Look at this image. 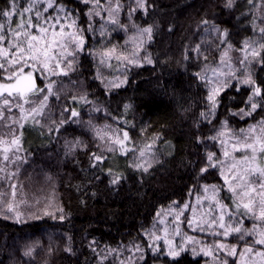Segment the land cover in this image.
Instances as JSON below:
<instances>
[{"label": "trees", "instance_id": "16d2710c", "mask_svg": "<svg viewBox=\"0 0 264 264\" xmlns=\"http://www.w3.org/2000/svg\"><path fill=\"white\" fill-rule=\"evenodd\" d=\"M22 2L26 7L27 0ZM59 3L72 10L84 45L66 49L73 54L62 64L66 74H37V88L53 83L52 95L37 92L24 104L38 108L41 96H48L35 116L38 123L21 119L14 108L0 125V140L10 142L14 137L6 134L13 132L20 139L7 162L14 178L3 179L0 172V264H121L127 247L144 244L157 217L182 204L190 206L179 217L181 235L199 238L202 232L188 227L191 200L203 186L221 182L217 167L201 173L205 155L222 151L229 139L219 133H240L264 120V108L243 118L233 115L251 94L240 81L251 75L264 87V0H233L231 7L227 0H145L146 10L137 0H99L98 7L96 0ZM8 6L0 0V8ZM20 19L15 15L11 26ZM149 27L151 39L142 32ZM253 50L259 53L255 58ZM226 81L213 114L207 96ZM72 110L79 115L69 119ZM12 120L17 123L9 128ZM144 149L158 161L140 172L133 163ZM96 156L103 157L100 163ZM116 175L121 179L112 184ZM10 185H16L15 196ZM238 237L233 234L230 242L242 244ZM233 259L236 264L238 257ZM156 261L146 251L139 264ZM157 262L199 264L189 254Z\"/></svg>", "mask_w": 264, "mask_h": 264}, {"label": "snow or ice", "instance_id": "6c2138e0", "mask_svg": "<svg viewBox=\"0 0 264 264\" xmlns=\"http://www.w3.org/2000/svg\"><path fill=\"white\" fill-rule=\"evenodd\" d=\"M85 2L87 3V0ZM249 3H252V0H249ZM232 4L233 0H227V7H231ZM8 5L7 8H0V21H3L0 22V125L9 118V114L12 113L14 108L20 110L21 119H26L24 116L26 111L24 104L29 103L28 97L30 95L37 92L43 95L45 91L49 95H52V82L47 84L44 89L37 88V74L45 78L66 74L62 69V64L67 62L65 60L66 55H73L72 53H67L66 49L70 45L77 49H82L84 45V40L80 34L81 30L75 28L76 20L72 18V10L66 9L59 3V0H27L26 7L22 0H8ZM98 6L99 0H96L94 7ZM119 6L117 4V8ZM137 7L145 8V0H137ZM49 9H56V14H49ZM133 11H136V9H133ZM94 14L99 15L98 12ZM15 15H19L21 19L16 24V27L13 28L11 23ZM89 15L91 16L93 13L90 11ZM26 16L27 18H25ZM111 22L116 23L115 20ZM69 28H75V31L68 32L67 29ZM142 32L148 34L149 39H151V27L143 29ZM261 32L264 33V29H261ZM222 35L227 37V31ZM248 47L249 45L246 42L245 49ZM261 47L264 48V45ZM258 55L259 53L255 50L252 51L253 58ZM148 63H151V60H148ZM69 67H71L70 63ZM57 68L61 69V71H54ZM201 78L208 80L206 75ZM240 83L247 85L251 89V94L244 102L245 108L240 109L238 113H233V115H241V118H243L244 116H251L257 108H264V87L258 85L251 75L240 81ZM228 86L229 84L226 81L223 87L210 90L207 100L211 105V113H215V109L219 103L218 97L220 92ZM47 100L48 96H44V101L41 102L40 106L32 108L31 116L34 122L38 123V121H35V115L43 111ZM248 105L251 107L246 110ZM78 115L77 111L72 110L69 119L75 118ZM201 115L206 117L208 113H201ZM65 122L62 121L61 123ZM16 123V120H12L7 126L13 128ZM258 126L259 135H255ZM20 127L22 128L23 125H20ZM226 134L235 137L234 151H243L245 155L242 158V162L248 165L244 168L242 175L237 173L231 181H225L229 185L228 191L233 193L234 209H229L227 204L217 199L219 189L216 186H212L211 191L213 195L206 197V199L214 201L215 204L210 205L209 211L202 214L199 220L196 219L194 209L193 219L188 220V227L193 229V231L199 230L204 232L207 230L214 236H223L225 238L233 234H239L241 240H243L245 235L258 234L259 238L240 253L241 257H244L253 253L257 245L264 246V229H260L257 232L256 226L252 230H245L242 226L244 223L242 217H252L261 224H264V167L253 166L258 156H264V120L260 121L259 125H250L247 130L241 129L240 133L221 132L218 135L224 136ZM6 135H12L14 138L10 142L8 140H0V143L7 145L0 149L3 152V160L5 161V167L0 168V172L4 173L3 179L11 180L14 178L15 173H7V162L12 160V157L19 151L20 139L15 136L14 132ZM127 139L128 134L125 132L124 140ZM212 139H216V137ZM115 142L123 146V141L117 140ZM235 145H239V147H235ZM225 156H228L227 152H225ZM16 159L19 160L20 157L16 156ZM102 159L103 157L101 156L95 157L96 163H100ZM207 159L209 167H216V165L211 163L214 159V154L209 153ZM137 167L141 166L137 165ZM207 170V167L200 169L201 173ZM144 171H147V168ZM109 174H111V171H109ZM120 179L121 177L116 175L111 183L117 184ZM236 181L240 183H236ZM10 186L13 190L12 195L15 196L16 185ZM208 190L206 186L205 191ZM245 198H247V202H244ZM189 206L185 204L177 219L184 214L185 209ZM7 208L9 212H12L14 205L9 203ZM217 209L219 210L218 216L215 214ZM17 220L19 222V217H17ZM176 235H180L179 229H177ZM154 239L159 240L160 237L155 236ZM188 240L193 243H199V241H194L192 237H188ZM165 243L169 245L168 254L174 258L184 251L183 247L179 251L174 250L171 241L166 240ZM214 249L217 253L223 251L230 256H235L238 251L236 246H231L229 250V246L223 243H217L214 245ZM152 250L154 252L157 251L156 248ZM201 252L205 256L214 254L212 249L205 250L202 248ZM30 254V251L25 253V255ZM193 254L198 255L199 253L194 251ZM256 255L264 258V252H257ZM225 264H227V261H225ZM241 264H243V261H241Z\"/></svg>", "mask_w": 264, "mask_h": 264}, {"label": "rangeland", "instance_id": "374dc122", "mask_svg": "<svg viewBox=\"0 0 264 264\" xmlns=\"http://www.w3.org/2000/svg\"><path fill=\"white\" fill-rule=\"evenodd\" d=\"M41 98L44 101V97L41 96ZM25 110L26 111H25L24 116L26 117V119H23V120L28 121L29 123L34 122L31 116L32 107H27L25 108ZM244 130H247V126L245 127ZM225 133H229V132L225 130ZM28 137L30 136L28 135ZM230 138H233V137H230L229 135H227V139L229 140H227V142L222 147V151H219V153H217L216 151H209V153L214 154V159L212 160L213 162L211 163L216 165L217 170H219V176L221 175V182L216 183V184L206 185L209 189L208 191H205L206 186H203L201 188V193L196 194L193 199L192 197L188 199L189 202L192 199L191 203H193L192 208L189 210L190 219H193L194 209L196 213V219L199 220L202 214L207 213L209 211L210 205L215 204L214 201H210L209 199H206V197H211L213 195L211 191L212 186H216L219 189L217 199L220 202L227 204L229 206V209H234L233 193L228 191L229 185L225 181L226 180L231 181L233 179V176H235L237 173L242 175L244 168H246L248 165L242 162V158L245 155V153L243 151H234L235 137L233 139H230ZM1 146L3 148V147H6L7 145L1 144ZM235 147H239V145H235ZM106 151L112 154V152H114L115 150L106 149ZM225 152L228 153V156H225ZM205 156L208 157L207 154ZM157 161L158 159L154 156V152H151V150L149 151L147 149H144L136 155V160L133 163V165L134 166H136L137 164L140 165L141 167H138V170L140 172H145L144 171L145 168H147L148 170L151 167V165H153ZM203 165L204 167L209 168L208 159L203 160ZM253 166L264 167V156H258ZM234 168L235 170H233ZM236 183H240V182L236 181ZM47 192L48 191H46L43 194V196H45V194H48ZM244 202H247V198H245ZM184 206L185 204H182L178 208L173 209V212L175 214L179 212L180 214L181 209H184ZM173 212H172V209H168L164 213H162L159 217H157L154 220V224L151 226V228L149 227L150 229L148 228L147 229L148 231L145 233L146 241L144 242V244L136 243V245L133 248H131L130 251H129V247H127L128 252L122 255L121 264H139L141 258L144 257V252L146 251L149 253L152 252L153 255H156L157 261L162 260L163 256L165 255L168 257H172L168 254L169 245L165 243L166 240L172 242V247L176 251H179L180 248L183 247L184 251H182L180 255L189 254L197 258L199 264H225V261H227V264H231L229 260L230 255H227L226 253L223 254L224 253L223 251H222L223 253L215 252L214 244H217V243L226 244L229 246V250L231 249V246L233 245L236 246L238 251L235 256H237L238 259H241L242 257L240 253L243 252V250L246 247L252 245L253 242L259 238L258 234L257 235H245L243 238L244 242L240 244V243L233 242L234 239L232 240V242H230L233 235L227 238L223 236H214L209 231L206 230L202 232L203 235L201 234L198 235L199 238H196L194 240V241H199V243H193L192 241L188 240V236L185 235L184 237L183 235H181L183 233L182 229L184 226L180 222L181 219L179 218V221H178L177 217L173 214ZM215 214L217 216L219 215L218 209ZM242 219L244 220V223L242 226L245 230H252L254 226H256L257 232H259L260 229H264V224H261L260 222L256 221L252 217H249V218L242 217ZM177 229H180L179 231L180 235H176ZM191 231H193V229H191ZM196 231H199V230H196ZM155 236H159L160 239L155 240L154 239ZM213 236L218 237V238L212 239ZM238 238H240V235ZM238 238H235V240H237ZM209 239H211L212 243L209 241ZM152 246H154L159 252H156V251L154 252L152 250ZM202 248L205 250L212 249L214 254L205 256L201 252ZM194 251L199 254L194 255L193 254ZM257 252H264V246L257 245L253 253L244 257L243 264H264V258L257 256L256 255ZM114 254H117V252H110L111 256H113ZM125 255H126V258L124 259ZM231 257L232 259L234 258V256H231ZM145 261L148 262V260H144V262ZM157 261L153 262L152 264H160V262H157Z\"/></svg>", "mask_w": 264, "mask_h": 264}, {"label": "crops", "instance_id": "0c3cea01", "mask_svg": "<svg viewBox=\"0 0 264 264\" xmlns=\"http://www.w3.org/2000/svg\"><path fill=\"white\" fill-rule=\"evenodd\" d=\"M249 218V217H248ZM247 256V255H246ZM245 257V256H244ZM244 257H242L241 259H238V260H236V264H241V261H243L244 260Z\"/></svg>", "mask_w": 264, "mask_h": 264}]
</instances>
